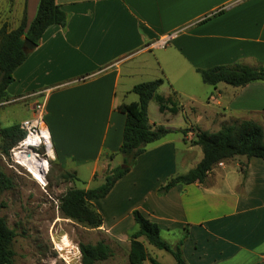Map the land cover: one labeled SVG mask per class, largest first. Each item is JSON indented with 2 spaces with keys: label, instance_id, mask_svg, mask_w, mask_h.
Here are the masks:
<instances>
[{
  "label": "crops",
  "instance_id": "crops-1",
  "mask_svg": "<svg viewBox=\"0 0 264 264\" xmlns=\"http://www.w3.org/2000/svg\"><path fill=\"white\" fill-rule=\"evenodd\" d=\"M234 1L55 0L66 12L65 25L47 27L13 71L7 91L16 98L38 94L43 98L44 122L61 169L73 172L77 180L81 174H87L88 182L94 176L104 178L106 170L121 162L117 151L125 115L117 106L137 100L131 92L135 84L164 74L157 90L169 81L171 91L155 93L172 97L177 94L174 78L196 79L197 68L236 63L264 66V0ZM38 3L0 0V28L11 31L25 19L27 29ZM221 7L224 10L215 14ZM173 32L164 47L152 46ZM159 49L163 53L154 54L152 64L135 60ZM256 82L260 81L237 88L219 82L213 85L216 92L206 98V107L216 100L233 113L264 115V103L252 101L257 98L251 85L261 84ZM168 136L147 144L130 171L100 199L102 205L107 200L113 207L110 197L125 183L129 191L142 192L141 203L127 207L131 227H135L131 212L138 209L159 225L160 233L186 235L182 252L187 264H264V159L235 156L228 165L224 161L223 167L215 165L206 184H178L159 195V186L202 158L201 153L192 164L183 153L187 144L183 136L179 147ZM157 153L155 165L150 166L148 155ZM114 154L115 159H110ZM240 162L245 165L242 173L237 168ZM168 166L166 174L160 171ZM230 174L235 176L229 179ZM127 208L118 212L125 215Z\"/></svg>",
  "mask_w": 264,
  "mask_h": 264
},
{
  "label": "rangeland",
  "instance_id": "rangeland-1",
  "mask_svg": "<svg viewBox=\"0 0 264 264\" xmlns=\"http://www.w3.org/2000/svg\"><path fill=\"white\" fill-rule=\"evenodd\" d=\"M236 1L239 0L234 2ZM234 2H231V4ZM224 8L221 7L223 10ZM161 50L147 52L140 55V57H136L135 60H145L152 64L156 62L154 54L163 53ZM160 77L165 78L164 74ZM188 77L190 76L174 78L177 94L175 96L172 93L171 96L176 101L179 109L178 113L168 112L166 115L161 114L155 97L148 103L147 110L148 118L155 123H161L177 129L187 128L185 134L175 131L167 134L169 135L167 138L178 146L180 144L179 136H183L184 143H187L184 145L183 153L192 161V164L197 161L199 154L202 153L200 146L192 143L197 130L214 131L222 125L252 117L261 119L259 123L264 128V115L233 113L231 110L227 111L225 105L222 102L220 104L216 100L208 105L209 108L206 107V98L216 92L214 86L204 83L200 75H196V79ZM256 83L261 84L251 85L252 94L257 98L256 100L253 98L252 101L260 105L264 103V81ZM228 86L229 88L235 87L232 85ZM236 90L238 91L239 89ZM170 91L171 85L169 81L157 90L158 93L163 95L170 93ZM7 95L8 99L0 102V171L10 178L12 185L10 188L4 189L0 194V216L5 219L8 227L15 232L12 241L13 264H81L79 243H96L100 240L109 244L112 254L96 264H129V235L136 228V225L131 227L132 224L128 220L130 207H127L141 203L140 193L142 192L134 193L133 190H130L133 191L132 193L128 188H124L125 183H121L110 197V203H113L116 211L113 210V207H111L112 209L109 208L110 205L107 200L104 205H102L100 199L91 201V208L102 216V223L99 226H89L64 216L58 206L60 197L67 189L73 187H96L103 183L104 178L101 175L94 176L93 180L88 182V176L85 173V176L83 174L79 175L78 180L74 177H66L65 174L69 171L59 167L54 160L53 152L51 158L50 156L39 154L40 158L48 161L44 175L45 184H40L32 178L30 172L18 161V150L14 148L18 147L19 143H13L8 147L7 151L4 150L10 139L3 137L1 129L33 118L36 114V104L43 101V98H39V94L16 98L15 94L10 91H7ZM254 95H251V97ZM19 154V158L22 159V150H20ZM157 157L158 153L156 156L148 155L147 159H149L150 166L155 165ZM109 158L115 159V154L109 156ZM233 158L235 159V157ZM234 159L230 158V160ZM230 160L227 159L224 163L228 165L227 163H230ZM222 164L217 163L216 165L221 167ZM244 166V163L240 162L237 168L241 172L244 170ZM225 167L229 168V166ZM170 169L171 166H168L160 171L166 174ZM158 172L154 176H158ZM232 176H235V174H230L229 179ZM205 181L204 184L207 183V177ZM125 208H127L125 215L118 212V209L124 210ZM160 234L170 244H174L176 242H173L174 239L182 235L178 233L176 236V233L163 230ZM64 239L67 240L66 243L63 242ZM141 240L145 245L149 258L156 257L163 264H175L174 258L168 252L148 244L143 237ZM144 264H150L149 260L144 261Z\"/></svg>",
  "mask_w": 264,
  "mask_h": 264
},
{
  "label": "trees",
  "instance_id": "trees-1",
  "mask_svg": "<svg viewBox=\"0 0 264 264\" xmlns=\"http://www.w3.org/2000/svg\"><path fill=\"white\" fill-rule=\"evenodd\" d=\"M222 10H218L215 14L221 13ZM66 20V12L55 0H39L36 15L27 29L25 19L11 31H7L5 26L0 28V102L8 99L7 87L13 81V71L28 55L30 47L25 44V39L36 46L47 27L64 26ZM196 71L200 74L202 81L210 85L224 82L238 87L252 81H264V66L240 63L218 64L208 68H197ZM162 83L163 79L158 77L135 84L131 92L137 95V100L117 106V109L125 115L121 144L117 151L121 162L105 173L102 184L91 188L67 189L60 197L58 206L64 216L89 226H99L102 223V216L91 208V201L107 196L115 183L135 165L137 157L145 151L147 144L171 132L179 131L182 134L187 132V128L174 129L149 122L147 108L153 95L156 97L160 112L167 110L177 113L179 110L172 97L155 93ZM1 132L3 137L10 139L9 144L4 147L5 151L25 136V132L20 129V124L4 127ZM192 143L201 148L200 161L185 173L170 177L159 186L157 194L163 195L178 184L203 183L214 165L235 156L264 159V128L252 119H242L222 125L216 131L199 129ZM65 175L75 178L73 172H67ZM11 185L10 178L0 171V194ZM131 214L136 228L129 235V264H144L147 259L150 264H163L153 257H148L142 237L148 244L168 252L174 258L175 264H187L182 252L186 235L180 237L174 244H170L162 238L160 227L155 221L150 220L138 209H133ZM14 236V230L9 228L5 219L0 216V264H13ZM79 251L81 264H96L112 254L109 244L103 240L96 243H79Z\"/></svg>",
  "mask_w": 264,
  "mask_h": 264
},
{
  "label": "built area",
  "instance_id": "built-area-1",
  "mask_svg": "<svg viewBox=\"0 0 264 264\" xmlns=\"http://www.w3.org/2000/svg\"><path fill=\"white\" fill-rule=\"evenodd\" d=\"M174 35L175 32L163 35L152 46L164 47ZM35 109L36 114L33 118L20 122V129L25 131V136L18 143L20 147L34 152L38 158H40L39 154L50 156V152H53V146L49 131L44 122V100L37 102ZM12 154L14 155L13 152ZM12 158L14 159V157ZM218 164H221V162Z\"/></svg>",
  "mask_w": 264,
  "mask_h": 264
},
{
  "label": "bare ground",
  "instance_id": "bare-ground-1",
  "mask_svg": "<svg viewBox=\"0 0 264 264\" xmlns=\"http://www.w3.org/2000/svg\"><path fill=\"white\" fill-rule=\"evenodd\" d=\"M14 149L18 150V156L20 157V150L23 152L22 159L18 157V161L20 164H22L28 172L32 175V178L37 180L40 184H45V170H46V165L48 163L47 160L45 159H40L38 158L34 152L25 149L24 147H15ZM52 156V151L50 152V158ZM61 238V237H60ZM64 243L67 242L66 239L63 240ZM60 243V242H59ZM68 246V245H67ZM58 247V245H56ZM65 248V246H64ZM71 248V247H70Z\"/></svg>",
  "mask_w": 264,
  "mask_h": 264
},
{
  "label": "water",
  "instance_id": "water-1",
  "mask_svg": "<svg viewBox=\"0 0 264 264\" xmlns=\"http://www.w3.org/2000/svg\"><path fill=\"white\" fill-rule=\"evenodd\" d=\"M25 44L29 46L30 48L34 46V44L30 42L28 39H25Z\"/></svg>",
  "mask_w": 264,
  "mask_h": 264
}]
</instances>
